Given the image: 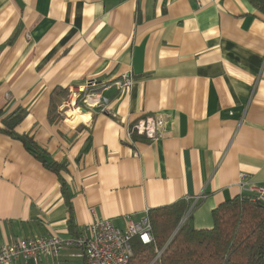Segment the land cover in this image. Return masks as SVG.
Returning <instances> with one entry per match:
<instances>
[{
	"label": "crops",
	"instance_id": "crops-1",
	"mask_svg": "<svg viewBox=\"0 0 264 264\" xmlns=\"http://www.w3.org/2000/svg\"><path fill=\"white\" fill-rule=\"evenodd\" d=\"M91 78L108 86L104 109L77 108ZM17 108L15 131L65 165L68 201L0 132V246L196 196L191 222L209 229L218 204L264 187V13L247 0H0V128ZM151 115L159 134L129 139ZM76 252L11 264H85Z\"/></svg>",
	"mask_w": 264,
	"mask_h": 264
},
{
	"label": "trees",
	"instance_id": "trees-1",
	"mask_svg": "<svg viewBox=\"0 0 264 264\" xmlns=\"http://www.w3.org/2000/svg\"><path fill=\"white\" fill-rule=\"evenodd\" d=\"M247 1L264 13V0ZM25 115L22 108L6 115L0 132L22 142L29 153L58 176L68 201L66 184L60 177L65 165L52 160L31 136L15 131ZM188 202L179 199L147 211L153 242L142 244L133 238L128 264H264L263 201L250 196L223 201L212 210L213 226L209 229H196L191 215L181 221Z\"/></svg>",
	"mask_w": 264,
	"mask_h": 264
},
{
	"label": "built area",
	"instance_id": "built-area-1",
	"mask_svg": "<svg viewBox=\"0 0 264 264\" xmlns=\"http://www.w3.org/2000/svg\"><path fill=\"white\" fill-rule=\"evenodd\" d=\"M132 82L130 72H125L112 82L118 92L127 90ZM108 87L100 84L96 79H88L78 96L81 105L77 108H102L106 106L107 99L102 97L101 92ZM72 103L71 106H74ZM164 121L161 117L151 115L145 116L131 122L128 127L127 136L131 139L133 132L144 135L147 139H154L160 132ZM244 176H241L240 185ZM242 189V188H241ZM250 191L253 200L264 202V187L251 186ZM199 196L189 199L186 211L181 221L189 217L197 206ZM137 238L142 244L153 242L151 233V222L148 213L135 219L127 215L123 227H118L110 219L93 216L81 232L72 238H63L57 234L47 236H36L18 239L9 244L0 246V264H11L18 259L37 260L41 257L57 258L65 248L76 249L75 256L82 258L85 264H128L132 255L131 240ZM160 252L157 253V256Z\"/></svg>",
	"mask_w": 264,
	"mask_h": 264
},
{
	"label": "rangeland",
	"instance_id": "rangeland-1",
	"mask_svg": "<svg viewBox=\"0 0 264 264\" xmlns=\"http://www.w3.org/2000/svg\"><path fill=\"white\" fill-rule=\"evenodd\" d=\"M81 105V102L79 103ZM77 105V103L74 104V106Z\"/></svg>",
	"mask_w": 264,
	"mask_h": 264
}]
</instances>
